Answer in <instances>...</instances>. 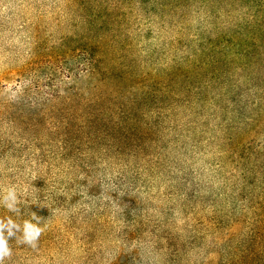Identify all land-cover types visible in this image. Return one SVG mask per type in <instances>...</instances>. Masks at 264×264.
Instances as JSON below:
<instances>
[{
    "label": "trees",
    "instance_id": "1",
    "mask_svg": "<svg viewBox=\"0 0 264 264\" xmlns=\"http://www.w3.org/2000/svg\"><path fill=\"white\" fill-rule=\"evenodd\" d=\"M145 1L175 33L161 63L133 66L124 45L112 59L91 34L63 42L61 67L50 59L45 77L23 83L59 107L0 106L2 264H47L74 234L93 253L114 227L160 264H264V154L243 153L246 128L264 119L246 37L257 18L242 0ZM72 79L89 88L63 93ZM157 194L168 203L150 209Z\"/></svg>",
    "mask_w": 264,
    "mask_h": 264
},
{
    "label": "rangeland",
    "instance_id": "2",
    "mask_svg": "<svg viewBox=\"0 0 264 264\" xmlns=\"http://www.w3.org/2000/svg\"><path fill=\"white\" fill-rule=\"evenodd\" d=\"M150 5L147 0L144 2V7L152 10ZM242 5L248 9L249 16L257 18L252 29L246 33L249 57L258 63L250 74L257 72L263 79L264 0H242ZM91 34L93 41L95 38L97 43H105L102 45L108 50H104L105 54L112 59L119 53L116 48L124 45L130 50L131 47L134 53L129 55L131 51L127 55L129 60L136 62L133 66L138 67H142L146 60H149V67L155 59L161 63L165 57V44L175 35L167 18L159 19L143 12L137 0H0V78H3L0 79V106L11 104L28 115L59 107V103L38 97L33 87L23 83L37 82L40 81L37 77H45L49 73L45 65L50 59H53V69L61 67L56 59L61 54L59 47L63 42L66 43L62 48H70L74 42ZM89 85V81L84 79L67 80L63 93L70 96L73 89L86 92ZM16 87H21V94L14 92ZM25 87L35 95L24 93ZM142 88L131 87L124 95L132 98L141 93ZM248 88H253V85H248ZM246 131L243 153L264 154V119L254 127L248 126ZM166 203L168 197L157 194L154 201H150V209L161 208ZM95 236L97 243L93 253L79 250L81 235L60 238H70L73 245L63 244L69 247L64 249L61 246L56 251L59 256L47 264H90L87 260L95 264H160L162 261L160 256L150 252V248L130 240L129 236L123 238L122 230L116 227ZM143 236L146 237L145 234ZM207 261L208 264H215L214 257Z\"/></svg>",
    "mask_w": 264,
    "mask_h": 264
},
{
    "label": "clouds",
    "instance_id": "3",
    "mask_svg": "<svg viewBox=\"0 0 264 264\" xmlns=\"http://www.w3.org/2000/svg\"><path fill=\"white\" fill-rule=\"evenodd\" d=\"M9 198L14 199V196L12 193H9ZM9 207H11V204H9ZM9 254L8 249L6 247V241L3 239H0V257L7 256ZM0 264H2V261H0Z\"/></svg>",
    "mask_w": 264,
    "mask_h": 264
}]
</instances>
